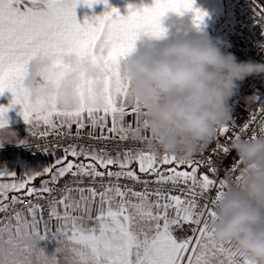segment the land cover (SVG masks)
<instances>
[{
    "label": "snow or ice",
    "instance_id": "snow-or-ice-1",
    "mask_svg": "<svg viewBox=\"0 0 264 264\" xmlns=\"http://www.w3.org/2000/svg\"><path fill=\"white\" fill-rule=\"evenodd\" d=\"M100 2L109 6V0H0V96L12 93L10 103L0 105V140L15 135L8 112L21 105L32 140L46 142L36 146L56 156L41 172L0 171V264H250L232 242L217 243L211 225L226 176L237 184L244 176L233 158L218 179L222 160L252 124L259 131L250 138L264 135V102L255 98L259 118L252 113L238 130L234 121L218 128L192 159L145 148L147 137L133 135L141 112L129 99L121 61L142 35L164 36L169 13L193 12L197 28L207 13L195 0H154L142 8L129 4L127 15L111 7L77 20L79 4ZM255 11L264 22V5ZM65 52L79 63H55L35 91L22 86L34 55ZM126 142L143 147H120ZM50 238L57 241L51 254L39 246Z\"/></svg>",
    "mask_w": 264,
    "mask_h": 264
},
{
    "label": "clouds",
    "instance_id": "clouds-1",
    "mask_svg": "<svg viewBox=\"0 0 264 264\" xmlns=\"http://www.w3.org/2000/svg\"><path fill=\"white\" fill-rule=\"evenodd\" d=\"M180 16L170 18L167 27L163 24L164 36L137 41L121 61V71L129 99L141 112V126L133 135L146 136L144 147L157 155L189 160L214 141L218 128L233 120L230 101L246 78L264 75V63L238 61L200 28H183ZM57 62L79 63L67 52L34 55L22 86L35 91L45 73L56 71ZM80 66L90 77L101 78L97 69ZM245 99L251 104L255 96ZM230 148L244 176L239 184L231 174L226 176V190L215 204L214 239L232 242L250 264H264V135L234 139Z\"/></svg>",
    "mask_w": 264,
    "mask_h": 264
},
{
    "label": "built area",
    "instance_id": "built-area-1",
    "mask_svg": "<svg viewBox=\"0 0 264 264\" xmlns=\"http://www.w3.org/2000/svg\"><path fill=\"white\" fill-rule=\"evenodd\" d=\"M264 5L262 0H240L232 13L233 26L227 38V44L223 49L227 52L233 53L238 61H248L264 63V22H259L256 13V8ZM259 97L260 102H264V75H253L245 79L241 83L239 93L230 101L232 106V117L237 130L239 127L248 121L252 113H256L259 118L260 103L254 101L251 104L246 102V97ZM258 123V121H257ZM257 124H252L247 133L243 134V138H250L253 132L258 133ZM234 139V137H233ZM29 143L23 144L21 150L28 156H41L46 151L41 150L36 144L43 145L46 143L42 140H36L29 136L26 139ZM53 142V150H55L56 137H49ZM224 142V141H222ZM97 147H102L103 144H97ZM109 148L113 147L112 143L107 145ZM214 146V144H213ZM120 147H143L142 144H133L131 142L121 143ZM59 153V152H57ZM233 158L238 159L235 152L227 158H223L220 167L218 179L225 178V169L232 163ZM238 174V172H237ZM215 190L211 193L214 196Z\"/></svg>",
    "mask_w": 264,
    "mask_h": 264
},
{
    "label": "crops",
    "instance_id": "crops-1",
    "mask_svg": "<svg viewBox=\"0 0 264 264\" xmlns=\"http://www.w3.org/2000/svg\"><path fill=\"white\" fill-rule=\"evenodd\" d=\"M137 0H109V6H106L103 2L95 4L94 7L89 8L83 3L79 4L76 8L77 20L83 23L86 18L92 19L96 16H102L106 11H111V7H116L119 9L121 15H127L128 8L127 4L129 2H135ZM142 4L141 6L148 5L151 6L154 0H139ZM112 2V4L110 3ZM176 13H169L164 19L163 24L167 27L170 18H176ZM182 19V16H180ZM173 35L174 33H169ZM146 36H141L138 43L146 40ZM12 99V93L6 91L3 96H0V105H8ZM21 105H15L8 112L10 132L14 133L7 139L0 140V171L9 170L13 168L17 176H24L30 173L41 172L45 168L55 163L56 156L52 153H46L43 156L30 157L26 155L22 150L21 146L23 143L20 141H25L27 136L30 135L29 125H27L20 115ZM58 155L60 153H57ZM37 186L40 184V179L34 182Z\"/></svg>",
    "mask_w": 264,
    "mask_h": 264
},
{
    "label": "rangeland",
    "instance_id": "rangeland-1",
    "mask_svg": "<svg viewBox=\"0 0 264 264\" xmlns=\"http://www.w3.org/2000/svg\"><path fill=\"white\" fill-rule=\"evenodd\" d=\"M240 0H195V7L201 9L207 13V16L204 19V23L200 26L203 34H207L213 40H219L223 47L227 44L228 35L233 26V17L232 13L236 4ZM112 4V2H110ZM129 4L135 5L137 8H142V4L139 0L135 2H129ZM127 14L129 9L126 8ZM173 14V13H171ZM178 16L177 14H175ZM193 15L191 11H187L182 15V26L187 29L193 25ZM185 35L191 33L185 32ZM9 172L14 171L13 168L8 170ZM39 246L44 248L45 251L49 254L55 251L57 247V241L55 239H48L45 241H40Z\"/></svg>",
    "mask_w": 264,
    "mask_h": 264
},
{
    "label": "trees",
    "instance_id": "trees-1",
    "mask_svg": "<svg viewBox=\"0 0 264 264\" xmlns=\"http://www.w3.org/2000/svg\"><path fill=\"white\" fill-rule=\"evenodd\" d=\"M263 2H264V0H262ZM29 136H31V134L29 135ZM29 136H27V137H29ZM27 139V138H26ZM41 156H43V155H41ZM30 157H37V156H30ZM40 157V156H39ZM39 179V178H38Z\"/></svg>",
    "mask_w": 264,
    "mask_h": 264
}]
</instances>
